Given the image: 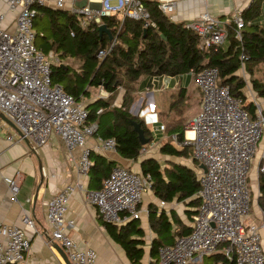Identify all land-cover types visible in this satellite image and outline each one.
<instances>
[{"label":"built area","instance_id":"2783aa9c","mask_svg":"<svg viewBox=\"0 0 264 264\" xmlns=\"http://www.w3.org/2000/svg\"><path fill=\"white\" fill-rule=\"evenodd\" d=\"M7 12L14 15V31L3 27L6 13H0V114L11 121L19 139L34 147H44L56 134L69 153L81 150L78 158L80 173L87 176L92 163L90 149L85 147L87 137L97 132L96 123L88 124L84 99H76L62 86L51 81V61L34 45L33 22L35 7L66 10L74 16L77 26L86 29L102 25L104 17L142 21L143 26L155 27L142 0H0ZM158 11L169 21H176L179 0H157ZM242 10L230 17L219 19L207 10L187 21L186 28L197 34L202 49L225 48L229 26L234 38L241 40V31L251 23L264 28V1L256 20L245 21ZM113 44V43H112ZM105 52H99L102 59ZM244 70L245 57L240 56ZM58 64V60H55ZM201 93L199 113L191 118L184 129L180 147L188 146L193 157L203 166L199 176L200 189L196 195L199 205L192 218L190 233L178 237L172 246H159L157 264H191L204 256L214 254L222 246L227 264H264V211L251 218L247 173L251 159L257 153L258 201L259 177L264 176V100L253 95L250 103L253 113L242 107V100L234 98L227 86L218 84L219 72L206 67L198 73L190 72ZM155 78L151 80V85ZM148 90V89H146ZM253 93V92H252ZM146 110L143 124L149 134L164 132L157 113L151 106ZM102 109L97 111V115ZM1 122V119H0ZM158 125L156 130L155 126ZM2 127L0 125V133ZM187 132L192 136L188 137ZM173 141L177 137L173 136ZM13 142L14 138L9 137ZM98 149L115 151L113 138H97ZM260 146L258 150V144ZM144 152V149L142 150ZM0 164V172H1ZM19 173L8 179L12 200L17 201ZM151 188L148 175H138L123 167L111 169L98 190H85L87 203L94 206L99 218L106 224L120 226L128 220L139 219L138 205L144 192ZM76 190H84L81 183L67 185L45 204V219L51 230V243L58 244L70 264H97L95 251L87 244H79L67 236L75 223L66 219L68 200ZM28 227L33 223L27 217ZM0 264H21L30 250V240L16 226L0 225ZM60 260L61 258L58 257ZM65 264V263H63Z\"/></svg>","mask_w":264,"mask_h":264},{"label":"trees","instance_id":"16d2710c","mask_svg":"<svg viewBox=\"0 0 264 264\" xmlns=\"http://www.w3.org/2000/svg\"><path fill=\"white\" fill-rule=\"evenodd\" d=\"M263 1L252 0L242 10L245 21L258 18ZM142 2L150 23L155 27L145 28L142 21L131 19H124L120 25L116 17H104L102 23L110 31L111 40L105 34L99 35L98 26L79 28L74 16L65 11L35 7L37 15L33 22V27L37 28L35 46L44 52L55 49L61 54L56 59L59 63L51 64L53 84L62 86L76 99L88 98V88L99 85L108 94V98H97L86 106V122L96 123V134L102 138L115 139L117 153L129 160H137L141 151L146 149V146L140 144L130 121L141 122L145 137L152 141L151 134L144 128L143 120L131 115L129 106L132 102L131 95L142 86H150L153 78L189 75L191 71L198 73L206 67H214L219 72L218 84L227 86L231 96L241 99L242 107L252 114L254 105L246 101L243 92L246 84L238 72L241 66L240 56L244 55V66L250 74L257 64H264V28L256 23L242 29L240 41L234 38L233 26L230 25L226 49L204 50L197 34L186 28V22L167 20L158 11L157 0ZM102 51L105 56L98 59V54ZM67 58H74L78 62L77 68L65 64ZM251 85L257 96L264 100V83L251 78ZM119 89L123 92L120 104L112 107ZM184 90L181 89L179 100L184 97ZM100 109L102 113L97 115ZM174 120L166 123L167 134L170 137L181 134L183 141L186 121ZM190 149L185 146L179 150L170 142H165L160 146L159 152L165 156L186 158L190 155ZM91 158L93 165L89 170V186L99 189L102 180L108 177L115 163L107 162L100 155L92 154ZM167 165L169 166L162 169L161 164L153 158H145L140 164L142 174L151 178L154 195L167 202L189 200V206L196 208L198 203L195 197L199 186L193 171L171 162H167ZM258 183L261 194L258 205L264 211V176L259 177ZM172 220L169 221L163 212L159 216L154 212L149 215L150 228L157 234L150 249L152 256L163 242L175 237L171 234L172 226L179 225V222L173 216ZM103 225L110 239L122 249L127 260L131 264H141L144 233L138 219L128 220L120 226L106 223ZM189 233L187 227H181L175 232L178 237Z\"/></svg>","mask_w":264,"mask_h":264},{"label":"crops","instance_id":"0c3cea01","mask_svg":"<svg viewBox=\"0 0 264 264\" xmlns=\"http://www.w3.org/2000/svg\"><path fill=\"white\" fill-rule=\"evenodd\" d=\"M205 10H207L213 17L222 19L224 15L228 14L227 11H229L230 8L226 7V11H215L214 9L209 11L203 0H181L177 3L175 15L176 22L191 21L197 18ZM62 11L67 12L66 10ZM0 13L7 14L6 19L3 22V27L8 31L13 32L15 28L14 15L7 12V6L1 1ZM226 48L227 46L224 49ZM166 79L167 78L163 76L161 78L156 77L153 85L150 84V86L146 87L142 86L137 90L138 94L146 97V102L143 106H134L133 116L136 115L138 117V111L140 108L151 106L154 108V112L157 110L156 113L160 124L164 125L166 117L164 115L170 114L173 110H179L181 108L186 109L187 89L181 87L179 84L175 88L173 86L169 91V94H167L165 93L167 92L166 82L168 81L170 84L171 82L170 79ZM181 89H185V93L184 97L179 100L178 95L180 94ZM191 94L192 96L189 99L194 96L193 92H191ZM163 97L168 98L166 103L162 100ZM174 97L176 98L173 99ZM157 98H160L161 100H158L157 102ZM170 98L172 101L171 103H169ZM90 103L91 101L85 103V105L88 106ZM135 103L136 102H134L133 105H135ZM115 107H118L117 104H115ZM188 121L186 120V124ZM0 125L2 127L0 133V164L2 167L0 172V225L6 224L9 226H16L22 229L29 238L30 250L25 255V259L21 264L64 263L61 255L54 248V245L50 240L51 230L45 219V204L52 196L57 194L64 187L67 185H75L76 183H81L84 186V190H76L68 200L66 219L74 221L75 226L67 232V236L79 244L84 243L91 247L97 255V264H131L125 257L122 249L120 248L119 250L116 246L117 244H115L108 236L103 225L104 222L99 218L96 208L86 201L85 190L98 189L90 188L89 173L87 176L80 173L78 158L81 150L69 153L59 136L56 134L51 135L49 142L44 147H34L31 143H26L25 140L16 142L19 139V134L16 128L14 129L5 122H0ZM163 134L164 132L162 135ZM11 136L14 138L13 142L9 141V137ZM98 137L101 136L97 133L93 136L87 137L85 141V147L91 151L90 160L92 165V154L100 155L104 157L107 162L115 163L112 168L115 166L123 167L138 175H143L140 164L145 158H153L161 164L156 156L148 153L146 154V149H144V152L141 151L137 160L124 159L116 150L101 151L98 149ZM182 148L184 147H181L180 149ZM191 154L192 150L190 155L186 158L177 157L191 160V166L173 161L172 158L175 157L163 155L165 158L162 159L163 162L161 168L168 167L169 165H167V162L189 168L195 174L200 189L199 176L203 171V166H201ZM16 173H19L18 178L20 189L17 195V201L14 202L7 182L8 179L13 178ZM197 203L199 205V200H197ZM197 207L194 208V206H189V200L180 202L176 200L171 202L163 201L154 195L151 188L144 192L140 204L138 205L140 211V218L138 219L139 226L144 233V253L141 264H157L158 260L157 253L153 256L150 254L151 245L153 240L157 238V234L150 228L149 215L154 212L156 216H159L160 213L163 212L169 221L172 220V216L174 220H178L179 225L172 226L171 234L175 235L173 240L165 241L163 242L164 244L160 245L172 246L178 237L175 234L176 230L181 229V227H187L191 230L192 218ZM253 208L254 213L257 212L256 208ZM25 217L32 221L33 227H28L24 224L23 219ZM255 217H258V215L255 214ZM0 240H2L1 236ZM146 251L148 252L149 257H147V260L145 261L144 256ZM58 257H60L61 260ZM154 257L155 260H153ZM218 257H220V259H217ZM205 261H213L214 263L220 262V264L227 263L225 262L226 259L221 247H219L214 254L204 256L201 259L195 260L194 263L191 264H205Z\"/></svg>","mask_w":264,"mask_h":264},{"label":"rangeland","instance_id":"374dc122","mask_svg":"<svg viewBox=\"0 0 264 264\" xmlns=\"http://www.w3.org/2000/svg\"><path fill=\"white\" fill-rule=\"evenodd\" d=\"M181 1V0H179ZM204 3L206 4V6L208 7L209 11L211 10H223L226 11V7H229L230 10L227 11V15H224V17L222 18L225 19L226 17H230L231 14H233L236 10L239 9H244L246 8L252 0H203ZM176 15V12H175ZM46 19V18H44ZM47 20V19H46ZM33 33L34 35H36L37 32V28L33 27ZM35 45V44H34ZM226 47V45H225ZM42 49V48H41ZM42 52L44 53V55L46 56V58L49 59V61H51V64L55 63V60L58 59L60 57V53L58 51H56L55 49H51L48 52H44L42 50ZM65 64L71 65L74 68H77L78 66V62L74 59V58H67L64 61ZM246 67V66H245ZM239 76L245 81V88L243 90L244 94H245V98L247 102H250V100L252 99L253 95H257L253 90H252V85H251V78H254L255 80L264 83V64L263 63H259L257 64L255 67H253V70L251 71V74L249 73L247 68H244V70H239ZM238 74V73H237ZM166 77V80L170 79L171 84L167 81V87H166V91L165 93L169 94V91L172 89V87L174 86V88L177 85H181V87L186 88L187 89V106L186 109L185 108H181L179 110H173L170 114H167V116L165 117V123L164 126H166V123H171L174 119L175 120H181V121H188L191 118L195 117L198 115L199 113V104L201 101V93L199 88L195 85L193 77L189 74V75H183V76H177V77H167V76H163ZM161 78V77H160ZM195 88V90H194ZM88 92H89V97L88 98H84V102H90L94 99L97 98H108L107 93L104 91V89L102 88L101 85L97 86V87H89L88 88ZM191 92H193L194 96L189 99L192 94ZM253 92V93H252ZM122 91L121 89H119V97L117 96L115 102H113L112 107H115V104H117V106H119L120 101H121V97H122ZM165 96H167L166 94H164ZM132 98V102L129 106V112L132 115L133 114V109L134 106L137 107V105H144L146 102V97H143V95L138 94L137 91L131 95ZM176 97H174L173 99H175ZM198 98H199V104H198ZM118 99V101H117ZM167 97H163L162 100L166 103L167 101ZM120 100V101H119ZM158 100H161L160 98H157V102ZM135 103V105H133V103ZM171 98L169 99V103H171ZM133 105V106H132ZM146 112V110H142L140 112V117H138V119L142 120L144 113ZM157 112V110H156ZM174 120V121H175ZM1 122H4L3 120H1ZM156 130L158 129V125L155 126ZM166 128V127H165ZM185 129V128H184ZM163 132L161 131H156V134H152V141L149 144H146V154H150L153 156H156V158L159 159V161L163 162L162 159H164L165 157H163V155L159 152V147L161 144H164L165 142H170L173 146H175L176 148H181L178 144L177 141H173V138L170 137V135L167 134L166 129L164 130V134L162 135ZM263 145V142L261 144H258V150L260 149V146ZM258 152H256V154L254 155V157L251 159V164L247 173V188L249 191V198H250V207H251V218H256L255 214L258 215L259 217V209L257 207L258 201L256 200L255 196L257 194L258 191V186H257V173H256V169H257V164H258ZM193 155V152L191 154V156ZM173 161L175 162H179L188 166H191V160H186L184 158H172ZM194 165V164H193ZM194 167V166H193ZM256 208L257 212L254 213V208ZM117 248L120 247L118 245H116ZM147 257H149L148 252H145V256H144V260H147ZM153 260H155V257L153 258ZM205 264H220V262H213V261H205Z\"/></svg>","mask_w":264,"mask_h":264},{"label":"water","instance_id":"95a60500","mask_svg":"<svg viewBox=\"0 0 264 264\" xmlns=\"http://www.w3.org/2000/svg\"><path fill=\"white\" fill-rule=\"evenodd\" d=\"M58 11H62V10H58ZM98 32H99L100 36L105 34V35L109 36L110 40L112 39L110 31L106 28V26L104 24H102V25H100L98 27ZM135 117H137V116L135 115ZM0 119L3 120L5 123L9 124L11 127H13L15 129L14 124L11 121H9L3 114H0ZM130 124L132 125L134 132L137 134V137H138V140H139L140 144L142 146H145L146 144H149L150 140L145 137V134H144L145 131L141 127V122L130 121ZM176 137H177V143H180L181 140H182V135L181 134H177ZM25 142L29 143V141H27V140H25ZM53 245H54V248L61 255L64 263L65 264H70L69 260L67 259L65 253L60 248V246L58 244H55V243Z\"/></svg>","mask_w":264,"mask_h":264},{"label":"bare ground","instance_id":"6f19581e","mask_svg":"<svg viewBox=\"0 0 264 264\" xmlns=\"http://www.w3.org/2000/svg\"><path fill=\"white\" fill-rule=\"evenodd\" d=\"M187 136L191 137L192 136L191 132H187Z\"/></svg>","mask_w":264,"mask_h":264}]
</instances>
